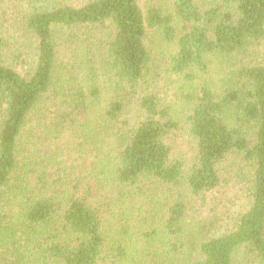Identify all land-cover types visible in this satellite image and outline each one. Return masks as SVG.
Returning a JSON list of instances; mask_svg holds the SVG:
<instances>
[{
    "label": "trees",
    "instance_id": "obj_1",
    "mask_svg": "<svg viewBox=\"0 0 264 264\" xmlns=\"http://www.w3.org/2000/svg\"><path fill=\"white\" fill-rule=\"evenodd\" d=\"M263 41L264 0H0V264H264ZM230 156L252 202L211 235Z\"/></svg>",
    "mask_w": 264,
    "mask_h": 264
},
{
    "label": "rangeland",
    "instance_id": "obj_2",
    "mask_svg": "<svg viewBox=\"0 0 264 264\" xmlns=\"http://www.w3.org/2000/svg\"><path fill=\"white\" fill-rule=\"evenodd\" d=\"M141 5L145 4L146 0H139ZM264 41L257 42L254 44L255 49L251 51V58L258 55V50H263ZM250 61V60H249ZM220 79V76H215ZM139 96V90L137 88L130 89V100L125 115L122 120L133 125L137 116V99ZM105 135V133H104ZM66 138L61 142H46L42 147L53 143L54 146L61 145L62 143H71V150L76 147V142L71 139V137L65 136ZM176 144L178 147L182 148L183 152H188L190 155L192 146L190 144V139L187 136H178ZM77 154V153H76ZM82 161V159H81ZM79 162V161H76ZM87 166H93L94 161L86 160ZM224 163L222 169L223 182L222 185L210 193L207 199L202 202L197 199H193L194 208L193 215L201 220H209L213 223V229L210 233L211 235H217L236 225L237 218L246 211L251 202L252 197L250 195L249 186L252 169L247 162H244L239 156H230ZM70 165V164H68ZM87 166L84 168L86 169ZM134 194V193H133ZM136 205H130V199H128V206H131L138 213L144 212L145 208L143 206L149 202L148 200L139 199L137 197ZM142 207V208H141ZM137 220L133 222L132 229L133 232H137L138 223L144 224L143 215H139ZM140 243V241H135Z\"/></svg>",
    "mask_w": 264,
    "mask_h": 264
}]
</instances>
